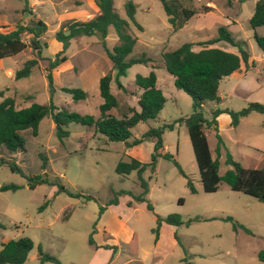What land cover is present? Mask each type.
Segmentation results:
<instances>
[{
  "label": "rangeland",
  "instance_id": "374dc122",
  "mask_svg": "<svg viewBox=\"0 0 264 264\" xmlns=\"http://www.w3.org/2000/svg\"><path fill=\"white\" fill-rule=\"evenodd\" d=\"M124 1L112 0V3L115 12L126 19ZM175 1L194 8L196 13L181 28L172 31L160 1L131 0L133 18L140 29L128 21L135 43L126 58L143 55L149 62L131 64L118 77L121 88L115 85L114 71L105 54V49L111 50L116 43L113 28L108 26L103 44L96 35L69 40L64 50L65 61L51 69L53 90L49 91L44 76L47 59L61 49L53 33L68 20H86L96 15L93 0H0V25L7 29L29 25L36 19L46 26L40 37V56L28 76L14 78V72L7 73L34 56L27 44L26 31L20 33L26 47L0 60V90L14 99L15 108L27 107L32 102L52 103L57 109L97 116L101 101L98 78L109 73L110 89L117 100L110 113L122 116L136 107L139 88L133 82L134 75L144 76L152 70L158 77L164 103L155 118L130 128L127 141L138 138L148 127L172 123L171 129L164 128L161 133L160 152L171 155L185 175L179 173L170 159L156 157L154 167L141 172L148 188L144 197L152 206L149 210L145 201L132 198L140 193L135 171L120 175L114 168L119 160H127L129 156L148 161L151 138H143L130 150L122 141H109L92 127L70 122L64 127L67 136L58 140L51 118L44 116L34 135L30 128L19 131L22 150L8 152L0 147V160H3L0 185H16L14 190H0V245L10 239L28 237L32 247L21 264H39L37 248L54 256L59 264H264L256 258V253L264 249V201L231 190L221 180L213 191L203 190L182 121L191 112V99L173 86L161 59L162 52L183 42L196 44L215 37L217 26L224 25L234 39L245 43L258 68H262L264 49L258 47L252 34L264 37V26L252 29L248 24L256 0ZM205 6L211 9L205 11ZM77 12L80 16L74 14ZM217 45L220 42L210 46ZM199 47L194 45L195 49ZM250 83L236 86L233 78L221 80L217 89L221 99L216 106L236 111L254 98L264 100V86L252 89ZM61 86L80 88L85 97L74 100L59 89ZM234 87L235 91L227 93ZM212 107L211 104L202 107L206 120L210 119ZM203 134L210 159L216 157V135L221 140L218 175L231 167L225 163L226 152L246 168L258 167L264 161V114L249 111L238 119L236 126L226 123L217 127L216 132L210 124L203 127ZM7 162L14 163L21 173L11 171ZM34 175L52 184L41 183L31 188L27 185L28 177ZM186 179L194 192L187 188ZM59 185L78 196L57 191ZM120 191L128 193L116 194ZM113 194L116 204L107 205ZM100 206L104 210L98 215ZM170 213L178 214L182 222L178 225L160 222L155 243L152 231L156 226L155 216ZM105 243L114 246L113 253L111 249L96 247Z\"/></svg>",
  "mask_w": 264,
  "mask_h": 264
},
{
  "label": "trees",
  "instance_id": "16d2710c",
  "mask_svg": "<svg viewBox=\"0 0 264 264\" xmlns=\"http://www.w3.org/2000/svg\"><path fill=\"white\" fill-rule=\"evenodd\" d=\"M166 15V20L175 31L183 26L196 10L181 6L175 0H158ZM241 1V0H238ZM98 8V13L86 20H68L60 25L53 33V38L60 42L61 49L54 53L53 58L47 59L45 67V78L47 80L49 91L53 90L51 69L66 59L64 50L68 46L69 40L78 36L96 35L103 44L107 34L108 26L113 28L116 35V43L111 50L105 49V54L114 71L115 85L121 88L118 77L124 75L126 69L134 63H147L149 59L143 55L139 57L126 58L131 52L135 43V37L128 30V21L132 22L137 29L140 26L135 23L134 4L131 0H125L123 8L126 19L120 17L113 8L112 0H93ZM211 7L205 6L208 11ZM249 26L254 29L257 26H264V0H256L253 11L248 19ZM46 26L40 19L31 21L29 25H15L11 29L0 25V58L10 57L18 54L26 47V43L21 40L20 33L26 31L29 34L28 46L34 53V56L23 61L20 68L14 71V78L28 76L30 70L36 66L37 58L40 56L41 35L45 32ZM258 47L264 49V37L258 36L255 32L252 34ZM224 42L236 49V52L224 50L220 47L210 46L216 42ZM194 45H199L198 49H193ZM249 53L245 48V43L232 37L230 31L224 25L216 28V36L196 44L192 42H183L176 48L161 53V59L165 71L173 77L172 84L175 88L182 90L191 99V112L182 118L185 125L189 142L192 147L194 160L197 164L200 181L204 191H213L216 184L221 180L229 189L248 194L259 201H264V161L255 168H246L234 161L230 154L226 152L225 163L231 167L217 174V156L219 153V144L221 142L218 135L217 145L215 147L216 157L210 159L206 146L203 127L213 126L217 132L215 116L221 112L228 114L230 126H236L238 119L245 116L249 111L264 114V103L250 101L246 106L239 110L214 108L210 112V119L206 120L202 113V104L206 101H217V86L219 80L238 69L240 62L246 65ZM153 67V65H151ZM264 80V68L262 69ZM134 84L140 89L136 99L137 110L132 109L127 114L116 116L110 113V109L115 107L117 100L110 89L111 75L105 73L98 78V94L102 102L98 105V115L79 114L77 112L57 109L52 103L38 104L32 102L29 106L23 108L14 107V99L10 96H4L3 90H0V147H4L8 152L19 151L23 149V140L19 131L30 128L34 135L38 122L44 117L49 116L54 125V133L58 140L67 136L68 131L64 128L68 123L75 122L86 127H92L94 132L104 136L109 141H122L126 148L138 144L143 138L152 139V150L148 161L141 162L134 157H128L127 160H119L115 165V172L120 175H126L135 171L140 193L132 198L138 202L145 201V207L152 210V206L145 199L147 192V183L141 178V172L148 167H154L156 157L161 156L170 159L177 167L180 174L184 173L179 168L176 161L166 152H160L162 148L161 133L164 128L171 129L172 123H164L157 127H148L140 134L138 138L130 141V128L138 122H143L156 117L158 111L164 103V96L161 90L155 86V75L150 70L146 75L135 74ZM61 91L69 93L74 100L85 97V92L80 88L65 87L59 88ZM3 160H0L2 162ZM11 171L18 173L20 169L11 162H7ZM28 186L34 187L36 184L50 183L46 178L39 175L28 177ZM186 186L190 192L194 188L189 179H186ZM16 185L3 184L0 190H14ZM57 191H65L64 187L57 186ZM67 192V191H65ZM128 193L120 191L116 194ZM71 196H78L67 192ZM181 201V198L178 199ZM117 198L108 200L107 205L116 204ZM104 207L100 206L98 215L102 213ZM224 219L230 220V217ZM187 220L186 222H188ZM156 226L152 229L157 238V226L160 222L170 225H178L182 221L178 214L170 213L163 217L155 216ZM235 227L236 224L233 223ZM88 243H93L91 236L88 237ZM32 247V242L28 237H19L10 239L0 245V264H21L26 259L28 251ZM114 252V246H104ZM256 258L264 262V249L256 253ZM37 259L39 264L54 262L59 264L58 260L37 248Z\"/></svg>",
  "mask_w": 264,
  "mask_h": 264
},
{
  "label": "crops",
  "instance_id": "0c3cea01",
  "mask_svg": "<svg viewBox=\"0 0 264 264\" xmlns=\"http://www.w3.org/2000/svg\"><path fill=\"white\" fill-rule=\"evenodd\" d=\"M94 3V2H93ZM95 5V4H94ZM95 9H96V12L98 13V8L96 7V5H95ZM96 13V14H97ZM76 16L78 15V16H80V13H74ZM75 15L73 16V17H75ZM220 42V45H217V47H220V48H222V49H224V50H227V51H231V52H236V49L233 47V46H230V45H228V44H226V43H224V42H221V41H219ZM193 49H195L194 47H193ZM258 55V54H257ZM4 58H6V57H4ZM3 58H0V60H2ZM262 61H263V63H264V59L262 58L261 59ZM65 61V60H64ZM63 61V62H64ZM62 63V62H61ZM60 63V64H61ZM60 64H58L56 67H54V68H57V67H59V65ZM264 65V64H263ZM264 68V66H262V68H258V66L256 65V63H255V60H254V57H252V56H250V54H249V57H248V60H247V63H246V65H244L242 62H240V65H239V67H238V69H236L235 71H233V72H231L229 75H227V76H224V77H222L220 80H219V82H218V85H219V83H220V81L221 80H223V79H225V78H233V80L235 81V85L237 86L239 83H242V84H248V81L249 82H251L250 84V86H251V88L252 89H254V88H260L261 86H264V80H263V77H262V69ZM17 68H13V70L11 71V70H7V73H8V75H9V73L11 72V73H13L15 70H16ZM155 75V74H154ZM171 79H172V81H173V77L171 76ZM155 86L157 87V88H159V84H158V77L155 75ZM160 89V88H159ZM217 89H218V86H217ZM233 91H235V87L234 88H232V89H228V91H227V93H230V92H233ZM139 93H140V89H139V91H138V95H139ZM217 96H218V92H217ZM101 98V97H100ZM136 99H137V97H136ZM220 96H218V100L217 101H207V103L205 102V103H203L202 104V106L201 107H204L205 105H207V104H211L213 107L212 108H210L209 109V115H210V112H211V110L212 109H214V108H219L218 106H216L217 105V103H219L220 102ZM253 101H259V102H261V103H264V100H262V99H260V98H254V100ZM102 102V99H101V101L98 103V105L100 104ZM136 107H137V105H136ZM136 107H135V110H137L136 109ZM220 109H223V108H220ZM227 109V108H226ZM215 121H216V126L219 128L221 125H225L226 123L230 126V124H229V121H230V118H229V116H228V114H226L225 112H221V113H219V114H217L216 116H215ZM135 145H133V146H131V147H129V149L131 150L133 147H134ZM157 242V239L155 240V243ZM105 245H107V246H111V245H109L108 243H105V244H100V245H96V247H104ZM109 249V248H108ZM103 264H107V263H103Z\"/></svg>",
  "mask_w": 264,
  "mask_h": 264
}]
</instances>
